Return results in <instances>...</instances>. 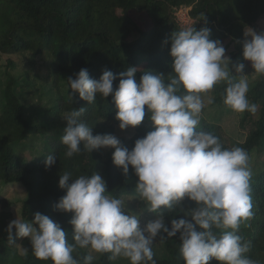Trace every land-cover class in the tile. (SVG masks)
<instances>
[{
	"label": "trees",
	"instance_id": "trees-1",
	"mask_svg": "<svg viewBox=\"0 0 264 264\" xmlns=\"http://www.w3.org/2000/svg\"><path fill=\"white\" fill-rule=\"evenodd\" d=\"M181 6L190 8L191 18L199 19L197 30L207 26L210 38L222 42L226 56L245 65L244 71L251 78L247 97L259 105L255 114L246 111L238 115V131L244 137L241 142L229 137L219 124L202 118L199 129L219 137L225 148H243L249 155V166L253 156L264 157V75L252 74L254 70L243 59L245 31L264 32L258 28L264 22V0H0V54L28 55L29 64L42 59L50 80H45L37 93L32 92V82L11 73L0 81V186L17 187L22 192L16 211V202L0 197V264H52L32 254L27 238H16L15 244L8 242L6 228L17 217L31 221L37 212L47 215L72 242L71 214L54 211V205L65 195L58 186L64 172L73 179L97 172L106 182L107 194L122 199L128 214L144 211L135 190L137 178L131 167L124 176L114 166V150L88 153L80 145L81 154L65 157L66 146L61 142L67 126L64 116L73 109H86L80 120L93 127L94 136L115 135L119 125L111 96L106 100L98 96L95 104H88L76 94L72 102L67 79L75 78L82 68H87L94 80H99L104 70L118 76L129 67L138 69L137 82L144 71L168 75L171 45L165 42L180 30L172 15ZM140 23L147 25L143 28ZM118 83V79L114 81V87ZM225 87L220 83L210 91V108L221 116L233 111L223 102ZM46 97L48 102L42 105L40 101ZM145 113L141 125L130 136L119 139L129 150L136 140L154 130L147 108ZM50 154L57 159L46 170L45 160ZM250 185L253 216L247 222L250 227L242 224L237 234L250 244L245 255L264 264V165L252 172ZM186 202L185 210L195 207L194 202ZM182 215L178 208L165 210V223L170 227V220ZM179 247V234L163 240L157 237L152 245L156 264H185ZM24 248L29 251L25 253ZM89 254L92 264H130L122 257L110 259L111 253L80 248L73 256L82 260Z\"/></svg>",
	"mask_w": 264,
	"mask_h": 264
},
{
	"label": "clouds",
	"instance_id": "clouds-1",
	"mask_svg": "<svg viewBox=\"0 0 264 264\" xmlns=\"http://www.w3.org/2000/svg\"><path fill=\"white\" fill-rule=\"evenodd\" d=\"M197 22L173 32L165 42L171 45L168 75L144 71L137 82L138 69L129 67L118 76L104 70L100 79L94 80L87 68H82L75 78L67 79L72 102L76 94L88 104H95L98 96L103 100L111 96L121 131L140 126L147 108L154 130L136 140L132 150L115 135L94 136L93 127L80 120L86 111L83 107L65 114L67 126L61 142L66 146V158L81 154L80 145L88 153L114 150V166L124 176L131 167L144 211L155 214V219L141 228L144 211L128 214L122 199L107 194L99 173L73 179L64 172L58 186L65 195L54 205V211L71 214L72 242L59 224L37 212L31 221L17 217L8 224L10 244H15L16 238H27L32 254L52 264H92L91 254L82 260L73 256L77 248L111 253L110 259L122 257L130 264H156L152 251L156 238L179 234L185 264H210L213 260L217 264H259L245 255L250 244L237 234L242 224L250 227L247 222L253 216L249 155L241 147L225 148L219 137L199 129L206 99L209 104L213 102L207 94L217 84L226 85L223 102L231 110L255 114L259 105L247 97L249 75L244 74L245 65L233 63L222 42L210 38L207 26L197 30ZM243 59L250 62L252 74L264 75V32L245 31ZM56 159L51 154L46 157V170ZM185 199L195 207L185 210ZM174 208L183 215L171 219L169 227L165 210Z\"/></svg>",
	"mask_w": 264,
	"mask_h": 264
},
{
	"label": "rangeland",
	"instance_id": "rangeland-1",
	"mask_svg": "<svg viewBox=\"0 0 264 264\" xmlns=\"http://www.w3.org/2000/svg\"><path fill=\"white\" fill-rule=\"evenodd\" d=\"M132 16L134 17L135 14L132 13ZM172 17L175 20L174 15H172ZM195 22H197L195 24L196 26L199 23V19L194 21V23ZM140 24L143 28L146 27L147 25L145 23H140ZM258 28L264 31L263 21L258 24ZM247 39L250 40L251 37H247ZM246 63L251 65L250 62L248 61H246ZM11 64H13V66H11ZM6 73H11L16 77H20L22 79L24 78L32 82L34 84L32 92H36V93L39 92V89L41 88L42 83L45 80L50 82L49 75H48V68H47V65L44 63V61L40 58H37L33 64H29L28 55L24 56L20 54H13V55L0 54V81L5 78L4 76L6 75ZM244 74L249 75L248 80L250 81L251 79L250 73L249 72L247 73L246 71H244ZM207 97L212 99L210 92L207 94ZM48 98L49 97L42 99L40 103L42 105L47 104ZM238 115L239 113L235 111H232V113H229L227 111L223 116H221L217 112L216 109L210 108V104L207 103V99H206V106L204 110L202 111L200 118L204 119L206 122H209V123L219 124L229 137H231L233 140L237 142H241L244 137L238 131V127H237V121L239 118ZM133 132H134L133 128H129V129L121 131L119 129V125H116L115 136L118 139H121V137L130 136ZM263 165H264V157H258V158H255L254 156L252 157V160L250 163V167H252L251 169L252 172H254L257 168H260ZM0 197L16 202L15 204L16 206L13 208V211H16V209L18 208L17 203L22 198V192L17 187L0 186ZM187 203L188 202H186V199H185L183 205ZM126 209L129 210L130 208H126ZM134 213H140V212L133 211L132 214ZM153 218L155 219V215L147 211H144L143 215L140 216V227L144 228L150 220H153ZM86 250L90 253H95V252H92L90 249H86Z\"/></svg>",
	"mask_w": 264,
	"mask_h": 264
},
{
	"label": "built area",
	"instance_id": "built-area-1",
	"mask_svg": "<svg viewBox=\"0 0 264 264\" xmlns=\"http://www.w3.org/2000/svg\"><path fill=\"white\" fill-rule=\"evenodd\" d=\"M189 12L190 8L184 6L174 9L173 15L175 22L180 29L185 26H190L196 21V19L191 18Z\"/></svg>",
	"mask_w": 264,
	"mask_h": 264
}]
</instances>
